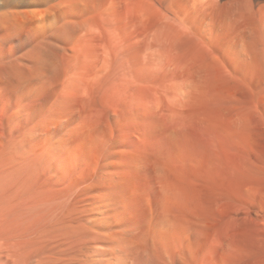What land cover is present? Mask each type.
<instances>
[{
    "label": "bare ground",
    "instance_id": "1",
    "mask_svg": "<svg viewBox=\"0 0 264 264\" xmlns=\"http://www.w3.org/2000/svg\"><path fill=\"white\" fill-rule=\"evenodd\" d=\"M0 264H264V0H0Z\"/></svg>",
    "mask_w": 264,
    "mask_h": 264
}]
</instances>
